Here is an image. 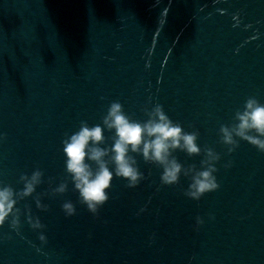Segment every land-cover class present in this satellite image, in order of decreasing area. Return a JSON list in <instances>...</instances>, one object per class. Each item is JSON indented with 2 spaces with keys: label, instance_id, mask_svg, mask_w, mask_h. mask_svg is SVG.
Instances as JSON below:
<instances>
[{
  "label": "water",
  "instance_id": "1",
  "mask_svg": "<svg viewBox=\"0 0 264 264\" xmlns=\"http://www.w3.org/2000/svg\"><path fill=\"white\" fill-rule=\"evenodd\" d=\"M250 95L264 103V0H0V182L20 188V173L39 167L36 191L48 177L55 187L64 133L80 120L100 123L112 100L139 120L150 99L160 103L221 153L220 187L198 201L183 195L185 177L160 185V169L139 156L146 179L126 188L114 178L97 217L71 183L42 198L48 211L26 198L19 206L46 225L47 243L22 215L20 234L0 239V264H264V153L241 140L225 155L217 142L219 125ZM174 154L199 167L200 156ZM69 199L77 212L66 218Z\"/></svg>",
  "mask_w": 264,
  "mask_h": 264
},
{
  "label": "clouds",
  "instance_id": "2",
  "mask_svg": "<svg viewBox=\"0 0 264 264\" xmlns=\"http://www.w3.org/2000/svg\"><path fill=\"white\" fill-rule=\"evenodd\" d=\"M237 15L234 14L233 19H237ZM149 103L151 107L142 108L146 118L139 120L127 113L119 100H112L100 123L89 125L86 120H80L77 130L64 133L61 145L65 175L55 187H52L54 178L48 177V189L36 191L45 183L44 171L39 167L30 174L20 173L17 180L22 185L20 188L0 182V226L7 223L11 230L0 233V239H11L12 232L20 234L23 215L29 227L37 232L41 245L46 244L47 237L43 232L46 225L32 213L30 205L24 204L21 208L20 202L31 197L37 209L48 211L49 205L42 203V198L62 196L68 191L69 183L72 191L78 194L77 203L97 217L99 209L110 199L108 189L114 178L124 180L126 188H134L146 179L140 170L138 156L144 163L160 169V185H177L181 176L185 177L188 184L182 192L189 199L198 201L206 193L216 191L220 187L215 173L219 170L216 165L221 160V153L197 143L200 131L194 125L188 126L191 131L185 130L179 121L168 116L163 105L152 103L151 99ZM106 131L110 133L107 137ZM217 136V142L225 146V155L235 152L241 140L264 153V103L254 95L246 97L243 105L234 111L231 122L219 125ZM6 139L7 134L0 131V143ZM177 151L188 157L200 156L199 167L195 163H181L174 154ZM232 163L229 159L222 167L230 168ZM60 207L66 218L77 212L70 199L64 200ZM209 218L214 219L211 214ZM203 223V218L197 215L195 226L198 228ZM36 250L40 252L41 248Z\"/></svg>",
  "mask_w": 264,
  "mask_h": 264
}]
</instances>
